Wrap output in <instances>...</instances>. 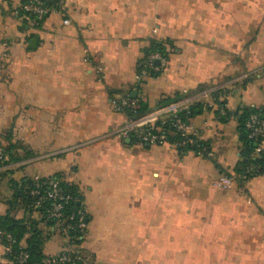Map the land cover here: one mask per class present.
I'll return each instance as SVG.
<instances>
[{"label": "crops", "instance_id": "crops-1", "mask_svg": "<svg viewBox=\"0 0 264 264\" xmlns=\"http://www.w3.org/2000/svg\"><path fill=\"white\" fill-rule=\"evenodd\" d=\"M23 1L0 0V216L37 222L44 255L59 253L65 235L11 187L59 176L88 212L84 264H264V175L214 186L237 178L238 112L264 107V0H61L64 13L42 21L19 15ZM151 40L167 66L139 79ZM212 86L229 115L202 108L191 122L213 159L112 135L121 94L148 112ZM0 264H11L1 242Z\"/></svg>", "mask_w": 264, "mask_h": 264}, {"label": "built area", "instance_id": "built-area-1", "mask_svg": "<svg viewBox=\"0 0 264 264\" xmlns=\"http://www.w3.org/2000/svg\"><path fill=\"white\" fill-rule=\"evenodd\" d=\"M22 9L35 15L38 19L46 18L52 14H63L65 11L61 0L52 5H48L43 0H28ZM63 22L69 24L70 20L65 18ZM167 62V58L160 53L150 54L139 62L138 78L147 76L150 71L163 72ZM221 90L222 87L212 86L196 92H187L175 101L159 104L144 113L138 112L139 104L135 98L129 94H121L113 99L112 105L116 111L125 113L127 117L112 135L121 140L153 146L170 144L175 148L188 147L197 156L213 159L216 155L204 144L201 131L191 122V118L185 117L191 114L192 107L199 102L205 109L219 110L223 114L224 109L219 105L221 96L217 97L216 95ZM245 125L249 130V137L257 143V152H264V120L257 114H251ZM170 133L178 136V139L173 143L169 139ZM8 163L9 154L0 147V172L7 168ZM29 179L31 182L27 184V187L29 194L35 199V206L40 207L46 202H50L47 219L55 221L57 228L66 237L65 245L59 253L52 257L51 264H79L82 257L75 240L85 238L89 226L88 212L84 202L66 192L61 181L54 177L36 175ZM235 182L234 177L222 173L214 181V186L228 189L232 188ZM70 200L80 202L81 205L78 210L66 217L65 208ZM68 220L75 223L64 226V222ZM70 230L80 232V235L70 236ZM0 242L3 245L5 258L11 264L28 263L30 254L23 240H18L13 234L0 228ZM9 254H13V256L7 258Z\"/></svg>", "mask_w": 264, "mask_h": 264}, {"label": "trees", "instance_id": "trees-1", "mask_svg": "<svg viewBox=\"0 0 264 264\" xmlns=\"http://www.w3.org/2000/svg\"><path fill=\"white\" fill-rule=\"evenodd\" d=\"M28 0H24L20 7H19V15L24 20L34 19L37 21H42L43 19H38L35 15L30 14L22 9V6L27 3ZM48 5H52L60 0H43ZM49 17V16H47ZM46 17V18H47ZM152 53H160L163 57L168 59L169 52L164 45V42L151 40L149 47L146 49L145 57L149 56ZM155 71H150V74H153ZM222 94V90L216 93L217 97H220ZM168 102L160 103L166 104ZM219 105L224 109V113H220L219 110H215L217 116L221 118H225L229 115V111L225 106V101L221 100ZM202 108H204L202 103H197L192 107V112L190 115L186 116L185 118L190 119L193 118L195 114H197ZM205 109V108H204ZM139 113L146 112L145 106L140 103L138 107ZM251 114H257L261 119L264 120V107H254V106H247L243 107L240 112H238L239 116V130L241 133V156L242 161L239 163V168L236 170L237 172V183H244L246 180L264 175V152H257V143L255 140L249 137V130L246 128V120L249 118ZM169 139L171 143L178 139V136L174 135L173 133L169 134ZM206 145V143L204 142ZM207 146V145H206ZM1 147V146H0ZM5 150V149H4ZM177 150L180 152L190 151L191 148L188 147H177ZM61 181V185L66 190V192L72 194L79 200L83 201V196L75 185L63 181L59 176L54 177ZM31 180L29 178L23 179L19 182L12 181L11 187L14 191L13 194V202L17 206H21L27 212L37 211L41 214V222H43L46 226L55 227L57 228L56 222L53 220L47 219V211L50 207V202H46V204L37 207L35 206V199L29 194V188L27 184L30 183ZM80 202H76L74 200H70L66 204L65 208V215L66 217L69 216L72 212L78 210L80 208ZM89 221V216H88ZM74 224V221H66L64 222V226L69 224ZM0 228L3 231L9 232L13 234L18 240L24 241L25 234H29V238L25 242L26 249L30 254V258L27 264H51L52 257H46L43 253V237L42 231L38 228L37 222H31L29 225L25 224L23 221H19L15 219L10 212L6 213L5 215L0 216ZM71 231V230H70ZM70 236L80 235V232L77 233L73 230L69 234ZM5 242V240H3ZM85 238L75 240V243L79 247V253L81 254L82 259L79 261V264H84L83 257V243ZM13 254H9L7 258H11Z\"/></svg>", "mask_w": 264, "mask_h": 264}]
</instances>
